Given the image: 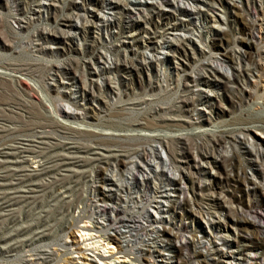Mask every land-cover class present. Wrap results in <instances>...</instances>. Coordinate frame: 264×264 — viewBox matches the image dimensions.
<instances>
[{
    "label": "rangeland",
    "instance_id": "rangeland-1",
    "mask_svg": "<svg viewBox=\"0 0 264 264\" xmlns=\"http://www.w3.org/2000/svg\"><path fill=\"white\" fill-rule=\"evenodd\" d=\"M72 1L75 8L68 6ZM105 1L116 2V0ZM119 1L128 3L127 7L131 9L130 14H122L117 10L111 12L101 0H27V11L20 14V11L23 10V0H20L21 4L15 3V0H0V16L5 18L7 24L11 19L4 10L7 3L11 14L15 15L19 12L18 16L27 23H22L24 28H20L19 22H16L12 26L14 31L9 27L0 26V66L12 62L18 64L22 69L24 68L16 77L15 88L26 92L28 99L37 104L40 98L39 92L35 91L33 87L38 88L42 82L49 83V80L45 79V75L50 64L58 63L66 66L67 69L71 67V71H73L75 62H79L80 71L85 66L86 71L94 73L92 79H94V91H96L103 76L98 79L99 69L97 65H91L88 62L89 58L106 53V50H109L111 44L115 42L122 43L120 49L122 55L117 56L123 59V53L125 50L127 51L126 65L131 67V72H113L111 76L116 78L120 91H122V83L127 84L129 94L124 97V104H122V95L118 100L117 95L111 94L109 91H101L102 102L97 103L88 96L85 100L81 95L75 96L69 92L60 94L59 99H56L58 98L56 92L49 90L51 99H53L51 104L57 113L54 114L55 118L61 121L66 120L65 122L72 124V127L92 129L96 132L99 128L107 130L106 132L113 133L114 131V134L117 135L122 134V119H135L134 112L129 109L133 108L134 111L139 109L141 106L135 104H138L140 99H153L152 107L170 106L176 97L174 99V95L169 93L168 95L166 89L169 90L168 88L177 81L184 83L186 77L194 78L197 70L203 64L212 63L222 72L230 73L231 65L237 61L242 65L247 63V70L242 73L243 81L240 79L237 86L233 85V89L228 92L210 87H202V89L191 84L189 93L182 95H189L191 98L190 112L186 115L187 117L183 118L192 124L183 123L179 124L180 126H172L164 130L165 133L172 134V136L180 133L189 137L186 139L187 143L191 141L189 145L187 144L191 163L200 167L204 173L193 178L195 182L192 187L185 174L189 170V172H193L195 168L181 171L182 163L175 162V157L180 159L179 161L184 160L183 157H178L181 151V140H177V138L174 142L168 143L170 152L167 147L163 146V143L156 141L146 143L144 140L129 136L127 138H122L119 135L116 137L106 136L99 132L87 134L74 129L71 131L72 135L67 136L58 132L63 129L54 131L55 128L47 127L44 131L49 135L54 134V142L58 144V147L46 153L42 161L45 162V166H51L54 163L57 168L48 177L42 176L41 180L44 179L43 182H47V180H51L50 177L55 176L57 184L60 186L57 187L59 192L64 189H78L79 191L83 189L85 196L82 203L78 205L79 210L84 208L89 210L94 205H98L100 191L110 194L109 191L115 192L116 187L119 186L121 187L119 194L122 199L116 203L122 205L123 215L129 216V212L135 210L143 226L147 229L152 227L151 230L154 232L149 233L153 235L148 236L150 240L147 236L138 235L134 242H129L131 238L127 237L124 239L126 241L121 243L123 246L121 245L122 252L120 253L112 252L102 243L99 244L100 241H94L98 247L97 250L92 252L93 249H85L83 252L98 264H122L121 261L125 259L132 261L131 264H183L184 262L187 264H225V262L264 264V188L259 189L249 182L245 183L236 179L238 172L239 179L260 181L258 167L264 164V136L256 131V133L249 132L250 142L256 145V149H254L250 144L245 145L240 142L243 138L241 132H237L238 138L233 137V139H226L230 136L222 132L238 128L239 124L244 122L243 120L248 121L252 117L250 115L249 118L245 113L254 100V91L251 86L254 80L251 77L253 65L250 62L255 60L256 63L263 51L261 43H264V37L262 35L259 38L258 26L260 24L264 26V22L261 21L264 0H172L177 7L182 9V12L171 11V9L164 11L169 15L167 22L171 23V27L164 31L163 40L160 43L164 44L166 41L172 43L170 48L164 50L151 49L153 39H151V35L145 33L149 32V27L143 22L144 15L142 13L143 9H149L150 2L155 1L160 4V0ZM204 1L212 2L213 7H206ZM43 2H48L51 6L47 4L46 9L42 10V19L30 21L32 10ZM54 3L58 5L52 6ZM59 5L66 7L59 8ZM183 10L185 11L183 12ZM69 14H72L71 19L76 25H79L78 39L61 38L60 29L57 30V33L52 32L62 19L70 16ZM93 14L105 18L104 20L112 18L110 16L115 14L121 24L122 32L116 38H110L106 31L98 32L93 29L92 23L95 20ZM182 17L186 19L184 22L187 25H179L180 19H184ZM189 18L192 19V23L197 22L196 25L188 24ZM157 20L155 19V21ZM159 39L160 37H157L154 40ZM58 42L60 48L55 49V46H58L55 44ZM34 43L50 48L46 49L44 53H35L32 48ZM6 44L12 45L10 47ZM35 56L41 62L37 63L34 59ZM107 56L110 62L117 58L116 55L110 53ZM141 57L147 58L150 65L148 68L135 69L134 65ZM76 74L78 77L79 72ZM60 75H58V80L66 78L63 72ZM211 80L215 82V78L212 77ZM77 85H81L80 82H77ZM200 89L203 90L202 94L208 97V106L203 105L199 100ZM96 94L98 93L96 92ZM47 107L52 109L48 103ZM203 115L209 119L208 122H201ZM143 117L144 115H141V118ZM212 131H215V136L219 134L222 138H218L222 139L224 143L220 142L219 145L213 146L212 141L209 140V134H213ZM5 134L1 133L0 148L8 146L12 142L13 136ZM142 147L148 149L147 158L141 156L140 149ZM126 150L129 151V156L123 159L121 154H126ZM200 152L206 156L213 155L217 157L218 161L212 162L211 158L202 157ZM225 152L228 153V164L235 165L232 170H230L232 168L230 166L226 171L221 162V157ZM169 153L173 154V162L168 161ZM53 154L57 157H54ZM27 159L28 169L38 168L36 162L38 159L31 157ZM122 159L127 163L121 165ZM148 159L149 162H147ZM164 162L165 165L169 163L168 166H165ZM146 163L152 165L148 166ZM133 164H137L145 170L140 171L142 175L137 173L136 180L132 179L129 171V167ZM162 168L164 171H167L165 168H169L174 174H169L168 171L162 173L160 172ZM168 176L172 179H169ZM199 184L204 186L198 187ZM50 199L47 198V200ZM214 200L216 202H213ZM211 212L215 216L211 217L209 215ZM74 214L76 219L70 228L79 245L83 247L84 243L77 230L82 224L89 223L91 218L87 216L88 213L82 217H77L78 212ZM231 219L234 224H226L230 223ZM154 227L157 228L154 229ZM157 229L158 231H156ZM109 232L108 230L107 233ZM163 235L170 237V244ZM58 237L62 242L68 240L66 233L63 232L59 233ZM188 238L193 240L189 247L185 245V240ZM46 244L40 243L39 246H35H38L37 249H39ZM142 248L143 252L150 250L143 254ZM35 252L24 250L16 254L11 252L5 256L10 260H15L22 255L31 264L35 261L33 255ZM217 253L221 255L219 256ZM100 254L104 257L102 261L99 259ZM56 259L54 264H83V261L78 258L75 250L70 246L60 250Z\"/></svg>",
    "mask_w": 264,
    "mask_h": 264
},
{
    "label": "bare ground",
    "instance_id": "bare-ground-1",
    "mask_svg": "<svg viewBox=\"0 0 264 264\" xmlns=\"http://www.w3.org/2000/svg\"><path fill=\"white\" fill-rule=\"evenodd\" d=\"M101 1L103 5L104 4L106 5L105 7H108V9L111 10V12L117 10L122 14L123 13L130 14L129 12L131 9L127 7L128 3L124 1L120 2L119 0H116V2L114 3H111V1L106 2L105 0H101ZM15 3L17 4L20 3V0L19 1L15 0ZM47 4L50 5V3L48 2L39 3L38 7L32 10L29 20L35 21L42 19V12L46 9L45 6ZM57 5L58 4L55 5V3L54 5L52 4V6L54 7ZM213 5L214 4L212 2H205L206 7L211 8L213 7ZM68 6L69 8H75L73 1L69 3ZM64 7L66 6L59 5V8H64ZM168 9L169 10L171 9V11L173 10V11L182 12V9H180V7H177L174 1L172 0H160V4L153 1L150 2L149 9L146 8L143 9L142 12L144 15L143 22L147 24L149 27V32L147 31L145 33L151 35L150 37L151 39H153L151 41V49L158 48L164 50L165 48H170L172 46V43L170 44L168 43V41H166L164 44L160 43L162 42L161 40H163L164 31L168 30V28L171 27L170 25L171 23L167 22L169 15L164 12L167 11ZM8 10H9V5H8ZM8 10L7 9L5 10V12L9 14L8 17H12L15 23L19 22L20 28H24V24L22 23H26V22H23L24 20H22V18L18 16L19 12L16 13L18 15L16 14L14 15L11 14ZM184 11L185 10H183V12ZM69 15L70 16H67L66 18L62 19L60 23H58L57 26L54 28L55 30H52V32L57 33V30L60 29L59 31L61 38L78 39L77 30L79 25H76L74 20L71 19V17H73L71 16L72 14ZM184 16L187 17L188 15L185 14ZM93 17L95 18V20L94 22L92 21L93 22L92 27L98 32L104 30L106 31V33L109 35L108 37L110 38H116V36L122 32V30L120 29L121 24L118 22L117 16L115 14H113V16H110L114 19L108 18L104 20L105 18L104 19L100 18V16L96 14L95 15L93 14ZM75 18H77V16H75ZM155 19L158 20L155 21ZM189 19L190 20L188 24H191L192 19L191 18ZM184 20L186 19L185 18L180 19L179 25L181 26L187 25V23L184 22ZM261 21L264 22V12L261 17ZM196 23L197 22H193L192 24L196 25ZM0 26L9 27L10 30L14 31L9 25V23L7 24V21H5V18L3 16H0ZM43 28L45 29V27ZM114 28H116V30H114ZM43 30L42 32L44 33ZM140 31H143V29H140ZM258 33H259V38H261L260 36L262 35L264 37V26L262 24L258 26ZM157 37H160V39L154 40ZM59 44H60L59 42L55 44L58 45L55 46V49L60 48ZM6 45L11 47L12 44L11 45L6 44ZM261 45L263 51H261L256 63L255 60L254 62L249 61L253 65V68L251 70L252 72L251 77L254 80L252 79L253 84L251 86L254 91L253 92L254 100L252 101V103H250V105L248 106V110L245 113H247L246 115L249 118L250 115L252 117L248 121L243 120L244 122H241L238 128L229 129L228 131L225 132L222 131L223 134L227 133L230 136L227 137L226 139H230V138L233 139V137L238 138V136H236V133L241 132L243 138L240 142L245 145L250 144L254 149H256V145L250 142L248 138L249 132L256 131L260 133V135L264 136V43H261ZM32 48H33V52L35 53H44L46 49H49L50 47L48 48L47 46H40L39 43H34ZM121 48H122V43L115 42L114 44H111L109 50H106V53H101V55L95 58L93 57L89 58L88 62L91 63V65H97V68L99 69V74L97 73L98 74L97 76L99 77L98 79L101 78L100 76H103L101 83L99 84L96 91H94L95 82L94 79H92V77H94V75L92 76V74L94 73L90 71L89 72L86 71L85 66L83 70L80 71L79 62H75L73 71H71L72 70L71 67H68L67 69L66 66L60 65L58 63L52 65L50 64L49 69H47L48 72L45 75L46 76L45 79L49 80V83L42 82L41 85H38V88L35 86L33 87L35 91L39 92L40 98H39V102L38 103L36 102L37 104L31 102L28 99V94L26 92H23L18 88H15V83L17 81L16 77L17 75L18 76L20 75V72L24 68L22 69L18 64L12 62H8L3 66H0L1 69L0 70V136L1 133H6L7 135L13 136L11 144L9 143L10 145L0 148V264H29V261L25 260L22 257V255L17 257L15 260H10L9 258H7L8 256L7 254L9 253L11 254V252H14V254H16L24 250L36 251L33 254L35 256V261L32 262L31 264H54V261L57 260L56 257L58 256L60 250L66 249L67 246H70L75 250L76 255L78 256V258H80L83 261V264H98L93 259H90L87 256L88 254L83 252L85 249L88 250L93 249L91 250L92 252L95 251V249L97 250L98 247H96L94 241H100L99 244L102 243L107 248H110L112 252L120 253L122 252L121 243L123 241L125 242L126 240L124 239H126L127 237L131 238L129 239V242L130 241L134 242L135 239H137L138 235L140 236L144 235L147 237L153 236L152 233L149 234L150 232H154L153 230H151L152 227L150 229H147L145 226H143L138 215H136L135 210L130 211L129 216L123 215L122 205H118L116 203L117 201H120L122 199V197L119 194L120 193L119 191H121V187L117 186L115 192L109 191L110 194H105L104 192L100 191L98 193L99 195L98 205H94L89 210H86V208L79 210L78 205L82 203L85 196L84 194L85 191L83 189L81 191H79L78 189H73V190L64 189V191L62 190L59 192L57 187L60 186H58L57 179L55 178V176L50 177L51 180H47V182L46 181L43 182L44 181L43 178H42L43 181L41 180L42 176L48 177V175H50L57 168V166L54 165V163L51 166H45V162L43 163L42 161L46 153L51 152L58 147V144L54 142V137H55L54 134L49 135L44 131L45 128L47 127L55 128V130L53 129L54 131H57L56 129H63V130H58V132H60L63 135L65 134L67 136H70L72 129H74V130L84 131L87 134L90 132L92 133L99 132V134L106 136L116 137L119 135L122 136V138H127L129 136L135 139L144 140L146 143H151L156 141L158 143H163V146L167 147V150L169 151L170 149H168V145H169L168 143L174 142L177 138V140L178 139L181 140V146H180L181 151L178 157H183L184 160L179 161L180 159L178 160L175 157V162L182 163L181 171L182 170L185 171V169H189V168H193V169L195 168L193 172H189L190 170L186 171L187 173L184 172L186 173L185 175H187V179L189 180L192 187L195 182L193 178L196 175H200L201 173H204V171L200 167L196 165H192L191 163L192 160L189 158L190 152L188 151V146H187V144L189 145L191 141L187 143V139H186V138L189 139V137L183 136L180 133L178 135L172 136V134L170 135L169 133H165L164 130H167L168 127L180 126L179 124H183V123H188L189 125L192 124L190 121H186L183 118V117H187L186 115L190 112L191 98L189 97V95L187 96L182 95L183 93L186 94L189 93L190 91L189 87L191 86V84H194L201 88L202 87L218 88L219 90L228 92L231 89H233L232 88L233 85L239 83L240 79H242V77L244 76L242 75V73L245 70H247V66H248L247 63L242 65L239 61H237L236 63L231 65L230 73L222 72L218 67L212 65V63L203 64L200 67V69L197 70V73L195 74L196 76L194 75L195 76L194 78L190 79V77H186V78L184 77L185 78V79L183 78L184 83L177 81L175 82V84H173V86L168 88L169 90L166 89L167 92L166 91L165 92L167 94L169 93L172 94V96L174 95V99L176 97L175 101H172V103L168 107L165 108L162 107L157 108L155 106L152 107V104L154 102L153 99H145V98L140 99L138 101V104H135L137 106L138 105L141 106L139 109L135 111L133 110V108L129 109L134 112L135 119L133 120L132 118L130 120L122 119V131H121L122 134L115 135L114 131L113 133L106 132L107 130H103L99 128H98V132H96V131H92V129L90 130L87 128L81 129L78 127H72L71 126L72 124L65 122L66 120L61 121L55 118L54 114L56 113L55 111L56 109L51 104L53 99H51V96L49 94L50 89L56 92L58 96V98L56 99H59L60 94H66L69 92L75 96L81 95L85 100L89 97L90 99H92L97 103L102 102L100 98L101 91H109L111 92V94L117 95L118 100H120V97L122 95V104L125 103L124 97L128 96L129 94L128 89L126 87L127 84L122 83L123 85L122 91H120V89L118 88V82L116 78L111 76L113 72H118V73L119 72L122 73V71L123 73L131 72L130 70L131 67L129 68L126 65V62L128 61L127 51L125 50V52L123 53V59L122 57L117 56V55H122V53H120ZM109 53L117 56L116 59H113V62H110L108 60L109 58L107 55ZM34 59L37 63L41 62L39 61V58L37 56H35ZM149 65H150V61H148L147 58L141 57L139 61L137 60V64L135 63L134 68L144 69V68H148ZM61 72H63V75H65L66 78L60 77ZM77 72H79L78 77L76 74ZM58 75H60L59 77L63 80L60 79L58 80ZM212 77L213 79L215 78V82L214 81L212 82L211 80ZM77 82H80L81 85H77ZM152 86L151 89L153 90ZM202 89H200L201 93L199 94V100L203 105L208 106L209 105L208 97L205 94H202L203 92ZM96 92L98 94H96ZM47 103L48 106L49 105L52 106V109L51 107L50 109L47 107ZM141 115H144V117L145 116L146 117L141 118ZM208 121L209 119L204 117V115L201 116L202 123ZM193 132L196 133V131ZM212 133L213 134L211 135L209 134V140L212 141L211 144H213V146H215L216 144L219 145L220 142H223V140L220 139L222 137H220L219 134L216 135L217 136L216 137L215 131H212ZM198 147L200 148V145ZM140 151L142 152L141 156H143L144 158L148 157L149 154L148 149L142 147ZM200 154L202 155V157L209 159L211 158L212 162L218 161L217 157L213 155L206 156V154L202 152H200ZM121 155L122 158L124 159L127 156H129V151L126 150V154L122 153ZM27 156L38 159L36 160V162L38 163L37 169L27 168L28 166ZM227 156L228 153L225 152L221 157V162L224 164V168L226 171L230 166L232 167L230 170H232L233 167H235V165L228 164L229 160H227ZM172 157L173 154L169 153L168 161L173 162ZM54 159L56 160L57 158ZM123 159L120 161L121 165H124L126 162ZM147 162H149V159ZM168 164L169 163L165 165L164 162L165 166H168ZM146 165L151 166L152 164L146 163ZM138 168L140 169L141 167L137 164L135 165L133 164L129 167V171L132 176V179L136 180L137 173H140V171H145L142 168L140 170ZM163 169L164 168H162L160 172L164 173L168 171L169 174L170 173L174 174L173 172H171L172 170L170 171L169 168H165L167 169V171H164ZM258 170L260 174L259 182H253L252 180L248 181L246 178L239 179L238 172L236 174V179L239 181H244L245 183L249 182L251 185L255 186L256 188L263 189L264 164H261L258 167ZM155 172L158 171L155 170ZM67 174L69 175V173H66V175ZM168 177L169 179H172L170 178V176ZM59 178L60 176L58 177V179ZM202 186L204 185L199 184L198 187H202ZM47 198H51V199L47 200ZM134 201L132 202L134 203ZM213 202L216 201L214 200ZM135 203L137 204V202ZM76 212H78L77 217H82L86 213H88L87 216L91 218V220H89L90 221L89 223L82 224V226L77 230V232L80 234V238L82 242L84 243L83 247L79 245L74 232L70 228L76 219V216L74 214ZM209 215L211 217L212 215L215 216L214 214H212V212L209 213ZM226 224H234V223L232 222L231 219V222ZM156 228L157 227H154V229ZM108 230L111 233L110 232L107 233ZM156 231H158V229ZM61 232L66 233V237L68 238L67 241L62 242L60 240L58 236L59 233ZM163 236L166 239V241H168L170 244L169 241L170 237L166 235ZM149 237L148 240H150ZM87 240H89V242H87ZM84 241H86L87 243ZM192 241L188 238L187 240H185V245L189 247ZM40 243L41 244L48 243V244L37 249ZM149 250L143 252L144 249L142 248L141 252H143V254H146L149 252ZM217 255L220 256L221 254L217 253ZM99 257L101 261L104 259V257L101 254ZM121 262L122 264H131L130 262L132 261H128L125 259L122 260ZM183 264H187V263L184 262ZM225 264H231V263L225 262Z\"/></svg>",
    "mask_w": 264,
    "mask_h": 264
},
{
    "label": "built area",
    "instance_id": "built-area-1",
    "mask_svg": "<svg viewBox=\"0 0 264 264\" xmlns=\"http://www.w3.org/2000/svg\"><path fill=\"white\" fill-rule=\"evenodd\" d=\"M26 1L27 0H23V10L22 11H20V14L23 12V11H27V4H26ZM8 10V3L7 4H5V6H4V10ZM9 11V10H8ZM10 12V11H9ZM11 13V12H10ZM13 14V13H12ZM16 15H18V14H16ZM11 19H10V23H9V25L11 26V28H12V25L15 23V21H14V19L12 18V17H10Z\"/></svg>",
    "mask_w": 264,
    "mask_h": 264
}]
</instances>
